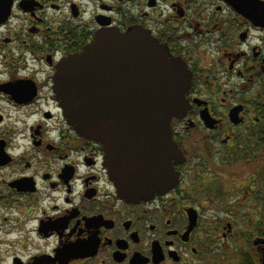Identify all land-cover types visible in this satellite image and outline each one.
Instances as JSON below:
<instances>
[{
    "label": "flooded vegetation",
    "instance_id": "af4514ba",
    "mask_svg": "<svg viewBox=\"0 0 264 264\" xmlns=\"http://www.w3.org/2000/svg\"><path fill=\"white\" fill-rule=\"evenodd\" d=\"M130 28L190 77L169 124L175 183L136 202L54 90L64 59ZM263 253L264 0H0V264H262Z\"/></svg>",
    "mask_w": 264,
    "mask_h": 264
},
{
    "label": "water",
    "instance_id": "95a60500",
    "mask_svg": "<svg viewBox=\"0 0 264 264\" xmlns=\"http://www.w3.org/2000/svg\"><path fill=\"white\" fill-rule=\"evenodd\" d=\"M189 84L184 64L148 32L106 29L62 61L54 90L68 123L102 145L118 195L136 202L175 183L169 124L184 115Z\"/></svg>",
    "mask_w": 264,
    "mask_h": 264
}]
</instances>
